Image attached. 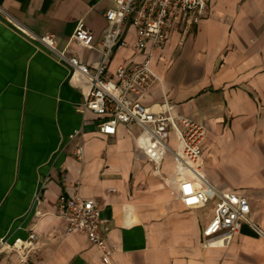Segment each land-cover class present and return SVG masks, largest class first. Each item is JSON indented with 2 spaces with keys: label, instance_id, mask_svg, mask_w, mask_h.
I'll return each instance as SVG.
<instances>
[{
  "label": "crops",
  "instance_id": "crops-1",
  "mask_svg": "<svg viewBox=\"0 0 264 264\" xmlns=\"http://www.w3.org/2000/svg\"><path fill=\"white\" fill-rule=\"evenodd\" d=\"M112 5L0 0V264H103L84 232L65 233L56 215L61 193L94 198L109 219V264H264V0H208L197 24L169 30L152 58L160 80L137 96L153 110L165 99L173 113L203 122V176L221 191L247 197L259 231L242 223L223 246L204 244L213 202L183 203L178 174L187 172L174 156L149 159L141 139L152 155L155 146L138 137L134 124L100 133L97 117L80 110L86 84L70 78V68L34 38L50 33L57 50L94 64L100 53L71 36L82 20L101 39L104 11ZM134 40L127 23L108 74L122 62L142 60ZM75 130L80 133L70 138ZM167 143L177 146L172 132ZM30 232L36 242L25 254L7 248Z\"/></svg>",
  "mask_w": 264,
  "mask_h": 264
},
{
  "label": "built area",
  "instance_id": "built-area-1",
  "mask_svg": "<svg viewBox=\"0 0 264 264\" xmlns=\"http://www.w3.org/2000/svg\"><path fill=\"white\" fill-rule=\"evenodd\" d=\"M113 5L104 11L107 28L103 37L94 40L92 31L78 21L71 39L78 44L93 48L100 53L94 64L88 65L77 57L55 48V40L50 33L34 36L56 58L70 68V78L86 84L84 100L80 110H90L96 117V128L100 133L112 135L119 123L129 130L137 125L145 135L149 145L161 147L154 157L141 145L153 162L161 160L170 152L180 170L178 174L179 197L188 207H201L213 202L212 216L203 228L205 245L227 244L240 230L241 224H247L259 231L249 217L250 206L247 197L229 190H219L209 183L201 172L203 164L202 142L206 135L203 122L186 115L173 113L164 99L160 109L153 110L140 101L137 96L147 90L160 78L152 70V58L155 50L161 48L170 29L177 25L186 30L197 24L205 15L208 0H112ZM130 24L135 29V40L131 46L142 52L139 62L118 64L114 74L107 71V63L118 36L124 26ZM25 32V31H23ZM121 45L128 43L120 39ZM177 140L176 148L167 143L170 133ZM75 130L70 138L79 134ZM78 158L82 157L83 146L77 144L74 149ZM56 215L65 221V233L81 231L90 243L100 252L103 264H109L113 250L106 236L110 230L109 219L100 214V207L92 197L59 194L55 202ZM36 242V235L30 232L27 238H15L7 243V248L18 254H25Z\"/></svg>",
  "mask_w": 264,
  "mask_h": 264
},
{
  "label": "bare ground",
  "instance_id": "bare-ground-1",
  "mask_svg": "<svg viewBox=\"0 0 264 264\" xmlns=\"http://www.w3.org/2000/svg\"><path fill=\"white\" fill-rule=\"evenodd\" d=\"M155 149L152 150V153L155 157L158 156L159 152L161 151V147H154Z\"/></svg>",
  "mask_w": 264,
  "mask_h": 264
},
{
  "label": "rangeland",
  "instance_id": "rangeland-1",
  "mask_svg": "<svg viewBox=\"0 0 264 264\" xmlns=\"http://www.w3.org/2000/svg\"><path fill=\"white\" fill-rule=\"evenodd\" d=\"M13 252H15L14 250H12Z\"/></svg>",
  "mask_w": 264,
  "mask_h": 264
}]
</instances>
